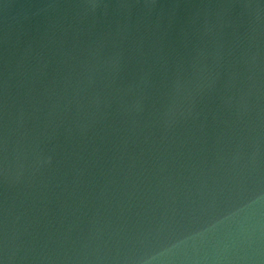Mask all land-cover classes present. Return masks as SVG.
I'll list each match as a JSON object with an SVG mask.
<instances>
[{"label": "water", "instance_id": "95a60500", "mask_svg": "<svg viewBox=\"0 0 264 264\" xmlns=\"http://www.w3.org/2000/svg\"><path fill=\"white\" fill-rule=\"evenodd\" d=\"M0 264H264V0H0Z\"/></svg>", "mask_w": 264, "mask_h": 264}]
</instances>
